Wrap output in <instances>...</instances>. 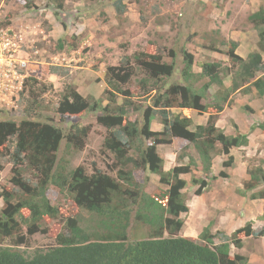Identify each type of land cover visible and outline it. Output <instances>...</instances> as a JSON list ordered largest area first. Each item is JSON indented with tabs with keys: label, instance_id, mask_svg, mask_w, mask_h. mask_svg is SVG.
<instances>
[{
	"label": "trees",
	"instance_id": "obj_1",
	"mask_svg": "<svg viewBox=\"0 0 264 264\" xmlns=\"http://www.w3.org/2000/svg\"><path fill=\"white\" fill-rule=\"evenodd\" d=\"M47 1L51 4L57 2ZM113 5L117 14L124 13L125 5L121 0H115ZM60 6L58 3L57 7ZM247 18L257 31L256 48L242 57L236 52L237 42L230 40L225 51L230 65L211 58L199 65V72H194L193 55L182 50V66L176 74L173 49L168 53L170 62L165 61L159 51H139L132 55L134 64L145 74L141 80H152L150 89H145L149 103L141 108V122H125L130 99H125L121 105L115 104L113 111L116 114L104 108L106 113L96 117L99 124L110 129L103 146L119 160L117 178L99 170L87 174L82 166L71 169L64 155L57 158L61 140L65 137L64 154L72 153V148L79 146L77 142L81 145L87 136V127L73 124L71 130L63 134L60 128L37 121L39 119H22L19 122L1 119L0 154L9 137H14L10 157L17 167H27L33 178L22 177L20 169L13 168L11 181L17 189L10 188L2 193L4 207L0 214V236L12 237L17 233L15 244L20 245L24 238L19 235L18 217L20 222L28 225L30 232L38 228L37 224L45 218L59 217L60 207L49 201L48 187L65 192L93 220L82 225L78 217H66L64 231L57 234L55 243L35 248L30 253L0 245V264H247L248 257L231 253V247L240 248L244 237H264V224L254 230L252 221H247L227 236L217 232L218 243L214 241L216 235L207 228L197 238L179 235L184 223L182 216L189 211L182 191L186 180L180 175H191L196 196L203 195L213 179H227L229 176L223 170L217 175L213 173V156L217 152L227 155L221 165L230 167L233 163L230 150L247 146L248 135L240 132L236 124H233L236 132L226 134L216 124L218 115L224 105L231 103V95L237 91L248 93L255 90L258 97L264 96V8L260 7ZM65 46V41L59 39L58 48ZM208 48L219 51L216 44ZM110 74L117 80L113 81ZM132 74L128 57L120 66L108 68L106 81L114 96L116 93H128L120 84L128 81ZM173 76L177 80L168 82ZM228 76L230 84L227 86L224 79ZM214 85L217 89L211 93L210 88ZM64 91L58 107L61 114H79L89 107L88 101L75 88L67 87ZM30 95L35 96L33 88L29 90ZM34 101L33 98L32 103ZM110 101L116 102L114 98ZM34 104L37 105V101ZM173 109L179 111L174 112ZM182 109L198 113L210 111L204 124L194 125L190 116L182 114ZM156 117L162 125L161 130L151 128ZM257 128L264 132V121L250 126V130ZM134 137L140 138V144L133 142ZM175 139L186 144L181 146L183 150L176 156L177 164L165 170L156 145L170 144ZM149 140L152 141L147 144ZM187 146L196 152L200 175L193 172L197 165L195 160L190 156L186 162L183 160V156L189 154ZM131 151L136 152L135 158L129 155ZM129 163L132 168L125 169ZM136 168L159 175L160 182L167 187L142 190L133 179ZM247 173L248 179L242 184L243 192L252 191V199H264V168H249ZM260 186L259 191H253ZM24 210L27 215H24ZM133 210V222H141L148 228L145 238H131Z\"/></svg>",
	"mask_w": 264,
	"mask_h": 264
},
{
	"label": "rangeland",
	"instance_id": "obj_2",
	"mask_svg": "<svg viewBox=\"0 0 264 264\" xmlns=\"http://www.w3.org/2000/svg\"><path fill=\"white\" fill-rule=\"evenodd\" d=\"M114 1L57 0L51 4L47 0H0V35L6 33L17 44L15 54L17 63H20L16 69L20 76L14 79L10 95L0 106V120L19 122L22 119H39L37 121L60 128L63 134L70 131L73 124L87 127V136L81 145L77 142V148L71 147L72 153L64 154L65 137L61 140L57 158L64 155L71 169L82 166L87 174L99 170L117 178L119 160L103 146L110 129L99 124L96 117L106 113L104 108L114 114L115 104L118 106L125 99H130L131 106L127 108L125 122H141V108L149 103L145 89H150L152 80H141L145 74L134 64L132 55L139 51H159L163 59L170 62L168 53L173 49L176 74L182 66V50L193 55L194 72H199V65L211 58L230 65L225 55L230 40L237 42L236 52L243 56L256 48L257 31L247 17L260 7L264 8V0H121L125 11L120 15L114 8ZM58 3H61L59 8ZM59 39L65 41L64 48H58ZM213 44L217 45L219 51L208 48ZM126 57L129 58L133 74L120 86L128 93H116L114 96L106 81L107 71L109 67L120 66ZM262 58L264 61V52ZM20 67L22 69L18 70ZM116 78L114 76L113 81ZM176 80L177 77L173 76L167 81ZM224 83L227 86L230 84V76L224 79ZM67 87L75 88L88 101L86 110L79 114H61L58 111L62 93ZM30 88H33L35 96H29ZM216 89L214 85L210 92ZM33 98L37 105L32 103ZM112 98L115 103L110 101ZM173 111L178 112L179 109ZM208 111L181 112L190 116L195 125L206 122ZM257 121H264V96L258 97L255 90L232 94L231 103L223 106L216 124L226 134H234L233 124H236L240 132L248 135V144L230 150L233 156L230 167L221 165L227 155L217 152L213 156V173L217 175L223 170L229 177L213 179L201 196L194 194L196 186L190 181L191 175H180L186 180L182 191L189 211L182 216L184 223L179 235L197 238L207 228L212 234L218 232L227 236L235 228L243 226L248 217L262 220L260 214H264V199H252V191L245 194L242 189L243 181L248 179L247 169L264 168V132L258 128L250 130V126ZM151 128L161 130L158 117L152 120ZM14 139L9 137L8 147L5 145L0 154V214L4 207L2 193L10 188L17 189L11 181L13 168L17 167L10 157ZM133 142L140 144V138L134 137ZM185 144V141L175 139L170 144L156 145L158 155L163 159V169L168 170L177 164L176 156L182 152L181 146ZM187 150L189 154L184 155L183 160L186 162L189 156L195 160L197 165L193 172L196 176L200 175V162L195 150L191 146H187ZM129 155L135 158L136 152L131 151ZM126 168H132V164L125 165ZM17 169L22 172V177L33 178L27 167L18 166ZM133 179L142 190L167 187L160 182L159 175L147 169L133 170ZM47 195L52 204L60 207L59 217L45 218L33 232L18 217L19 235L23 236V243L15 244V233L12 237L0 236V245L30 253L35 248L54 244L57 234L64 231L66 217L76 216L82 225L93 220L88 212L79 209L58 188L48 187ZM23 213L27 215L26 210ZM133 213L134 210L130 219L131 238L147 237V226L141 222L134 223ZM215 235L214 241L220 242L218 235ZM250 246H253V240L246 242V253Z\"/></svg>",
	"mask_w": 264,
	"mask_h": 264
},
{
	"label": "built area",
	"instance_id": "obj_3",
	"mask_svg": "<svg viewBox=\"0 0 264 264\" xmlns=\"http://www.w3.org/2000/svg\"><path fill=\"white\" fill-rule=\"evenodd\" d=\"M17 44L12 41V38L6 33L0 35V106L6 101L8 95L14 87L13 81L18 78L16 58ZM24 64V61H22ZM20 67L18 70H21Z\"/></svg>",
	"mask_w": 264,
	"mask_h": 264
},
{
	"label": "crops",
	"instance_id": "obj_4",
	"mask_svg": "<svg viewBox=\"0 0 264 264\" xmlns=\"http://www.w3.org/2000/svg\"><path fill=\"white\" fill-rule=\"evenodd\" d=\"M238 50V49H237ZM239 52V51H237ZM240 56L242 57H246V56H243L242 54L238 53ZM247 55V54H246ZM184 110H189V109H182V111ZM218 124V123H217ZM262 132V131H261ZM246 147V146H245ZM245 214H246V211L244 210ZM264 214L261 213L260 214V218L262 220H255L256 218H250L248 217V221H252L253 222V229L254 230H258L259 228H261V226L264 224V219H263V216ZM239 224V223H238ZM241 227V226H239ZM235 227H233L234 229ZM236 229V228H235ZM234 229V230H235ZM233 230V231H234ZM231 231V232H233ZM230 232V231H229ZM229 234V233H228ZM248 240H253V246L251 247L250 250H247L248 253H246V247H245V244ZM249 251H251L249 253ZM236 253V252H239V253H242V254H245L248 256V263L247 264H264V237H259V238H253L251 236L249 237H244L242 238V247L240 249H237V248H231V253Z\"/></svg>",
	"mask_w": 264,
	"mask_h": 264
},
{
	"label": "clouds",
	"instance_id": "obj_5",
	"mask_svg": "<svg viewBox=\"0 0 264 264\" xmlns=\"http://www.w3.org/2000/svg\"><path fill=\"white\" fill-rule=\"evenodd\" d=\"M252 223H253V222H252ZM258 238H259V237H258ZM241 247H242V246H241ZM241 247H240V248H241ZM231 248H232V249H233V248L235 249L236 247H231ZM240 248H237V249H240ZM236 253H239V252H236ZM240 254H242V253H240ZM243 255H245V254H243ZM245 256H247V255H245ZM247 257H248V256H247ZM247 263H248V262H247Z\"/></svg>",
	"mask_w": 264,
	"mask_h": 264
}]
</instances>
